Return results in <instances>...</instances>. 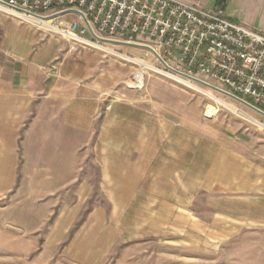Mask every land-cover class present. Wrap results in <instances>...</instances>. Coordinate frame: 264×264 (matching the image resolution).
Here are the masks:
<instances>
[{
	"label": "rangeland",
	"instance_id": "obj_1",
	"mask_svg": "<svg viewBox=\"0 0 264 264\" xmlns=\"http://www.w3.org/2000/svg\"><path fill=\"white\" fill-rule=\"evenodd\" d=\"M180 1L199 8L226 3L231 19L237 21L236 15L245 13L257 21L247 0ZM0 14L51 39L54 63L79 56L108 69L109 103L144 99L148 113L158 114L154 125L162 126L164 150L161 173L152 187L164 192L158 194L163 200L160 217L125 216L124 203H118L117 215H112L115 207H110L109 197L122 188L119 178L117 186L108 185L112 155L110 122L104 114L95 124L94 137H85L84 170L74 180L68 178L70 171L51 179L52 171L43 176L46 171L37 170L36 178L30 179L29 170L18 169L14 184H8L0 174V264H264V191L257 212L252 202H245L250 196L236 190L231 176L242 160L255 162L261 166L264 189V128L236 109L263 124L264 116L218 91L193 83L212 97L183 83L144 48L125 43L101 44L104 49L83 45L54 29ZM135 73L138 88L132 87ZM120 110L123 114V106ZM149 120L151 128L152 117ZM92 141L100 153L88 149ZM124 163V153L117 154L118 177ZM142 204L149 206L150 201Z\"/></svg>",
	"mask_w": 264,
	"mask_h": 264
},
{
	"label": "crops",
	"instance_id": "obj_2",
	"mask_svg": "<svg viewBox=\"0 0 264 264\" xmlns=\"http://www.w3.org/2000/svg\"><path fill=\"white\" fill-rule=\"evenodd\" d=\"M247 1L257 21L245 13L236 15L237 21L264 31V0ZM223 6L233 17L226 10V3ZM19 17L30 25H44ZM55 59L51 39L42 38L29 26L0 14V174L8 184H14V171L18 169L29 170L30 179L36 178L33 171L37 170L44 169L43 176L52 171L51 179L63 178L70 171L68 178L74 180L79 170H84L85 137H94L95 124L104 114L110 122L108 152L112 155L108 185L117 186L119 178L122 188L109 197L110 207H115L111 209L112 215L113 211L117 215V204L124 203L125 216H163L159 204L163 200L158 194L164 192L152 188L164 162L160 145L162 126L154 125L158 114L148 113L144 99L130 97L123 105L117 101L109 103L110 86L106 80L110 72L97 61L90 63L79 56L54 63ZM94 142L88 149L100 153ZM121 153L125 155V166L118 177L117 154ZM231 176L237 181L236 190L249 195L245 202H252V209L258 212L264 191L261 166L242 160L238 172ZM56 183L64 185L68 181ZM179 188L177 185L178 191ZM147 200L149 206L142 204Z\"/></svg>",
	"mask_w": 264,
	"mask_h": 264
},
{
	"label": "built area",
	"instance_id": "obj_3",
	"mask_svg": "<svg viewBox=\"0 0 264 264\" xmlns=\"http://www.w3.org/2000/svg\"><path fill=\"white\" fill-rule=\"evenodd\" d=\"M0 11L41 19L46 22L42 28L83 45L103 49L104 43L138 45L183 83L218 91L264 116V33L231 19L223 5L199 8L180 0H0ZM136 73L131 80L134 88L141 84Z\"/></svg>",
	"mask_w": 264,
	"mask_h": 264
},
{
	"label": "bare ground",
	"instance_id": "obj_4",
	"mask_svg": "<svg viewBox=\"0 0 264 264\" xmlns=\"http://www.w3.org/2000/svg\"><path fill=\"white\" fill-rule=\"evenodd\" d=\"M19 16H21V17H23V18H26V19H33V20H36V21H40V22H42L43 24L46 23V22H44L43 20L38 19V18H35V17H29V16H24V15H19ZM107 50H109V49H107ZM110 51H111V50H110ZM122 57H125V55H122ZM136 62H137V63H140V64H142V65H144V66H146V67H149V68H151V69H154V70H156V71H160V72H162L161 70H158L155 66H153V65H149V64H147V63H145V62H143V61H141V60H136ZM163 73H165V72H163ZM184 83L190 85L191 87H193V88H195V89H199V90H201L199 87H197V86L194 85V84H191L190 82L184 81ZM201 91H203V92H205L206 94H208V95L214 97L212 94H210V93H208V92H206V91H204V90H201ZM221 102H223V101H221ZM236 110L239 111L240 113H242L244 116H246V117L252 119V120H253V121H254L259 127L264 128V124L261 123V122H260L259 120H257L256 118L251 117L250 115H248V114H246V113H244V112H242V111H240V110H238V109H236Z\"/></svg>",
	"mask_w": 264,
	"mask_h": 264
},
{
	"label": "water",
	"instance_id": "obj_5",
	"mask_svg": "<svg viewBox=\"0 0 264 264\" xmlns=\"http://www.w3.org/2000/svg\"><path fill=\"white\" fill-rule=\"evenodd\" d=\"M133 46H138V45H133Z\"/></svg>",
	"mask_w": 264,
	"mask_h": 264
}]
</instances>
